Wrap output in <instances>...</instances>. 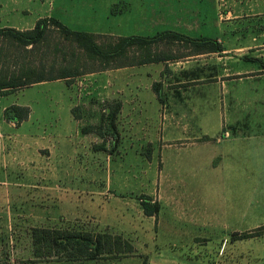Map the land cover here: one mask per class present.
I'll list each match as a JSON object with an SVG mask.
<instances>
[{
  "label": "rangeland",
  "instance_id": "rangeland-1",
  "mask_svg": "<svg viewBox=\"0 0 264 264\" xmlns=\"http://www.w3.org/2000/svg\"><path fill=\"white\" fill-rule=\"evenodd\" d=\"M52 1L59 4V0ZM163 1L167 0H156L157 3ZM179 1L184 2L183 7L191 10L201 8L202 12L199 14L197 11L196 15H199V21L207 25L205 32L216 34L214 38L222 40L225 47L233 45L234 40L242 44L245 36L251 37L258 32L259 17L243 15L248 12L244 11L248 8L244 4L246 0H204V5L199 0H171V4ZM229 1L237 3L239 10L236 12L242 15L236 21L222 19L227 17L225 5L230 4ZM75 2L76 5L80 4L79 0ZM132 2L137 4L138 0ZM95 3H101L98 8L105 9L103 0H95ZM30 7L34 9L35 5L31 4ZM92 7L95 8L94 5ZM76 9H81L82 14L86 13L83 6ZM49 27L51 30L47 40L32 50L13 43L9 38L0 37V74H19L29 67L39 70L43 63L49 68L52 62L58 66L66 60L80 62L91 68L109 67L106 70L113 71L85 74L69 83L65 80L34 83L9 94H0V262L29 264L36 261H32V229L51 227L110 233L131 240L136 252L125 257L121 264H135L138 260L145 261V264H243L229 257H218L217 254L225 256L233 253L234 250L228 249L231 244L238 240L242 242L245 238V243L256 248L252 250L255 256L251 264H261L257 255L264 253V227L253 230L252 235L241 236L206 233L202 228L196 232L187 230L185 219L181 221L175 214L172 194L174 192L176 196L184 198L188 209L193 210V217L189 215L187 221L194 225L195 218L203 210L219 215L234 211L239 213L240 207L242 210H245V206L248 209L249 197L243 201L245 194L242 180L246 179L251 186L252 225H264L262 139L251 137L241 141L248 145L247 154H250L251 161L248 169L226 166L210 168L202 164L192 168L191 162L189 165L182 158L165 168L163 154L153 151L147 136L171 126L174 130V127L180 130L184 128L185 122L180 123L174 117L172 122L167 118L163 120L160 116L162 109L150 110L145 115L135 113L132 119L124 116L125 120H119L118 116L120 134L124 133L128 142L122 148L118 145L113 153L111 148L114 140L109 135L105 136L100 129L105 109L118 101L110 90L118 77L117 72L114 73L117 68L111 66L134 59L141 60L149 54L165 52L186 55L194 53L196 48L185 42L164 40L130 47L123 57L115 60H92L80 48L74 36L66 35L64 29L53 21L49 22ZM166 30L191 36L201 34L197 29L188 30L170 23H156L150 30L133 31L154 36ZM119 38L112 35L96 36L98 43L105 49ZM220 61L225 63L230 59ZM145 69L147 67L141 68ZM210 75L206 74L207 77ZM132 79L139 78L133 76ZM196 84L199 81L188 82L184 86H191L187 91L194 92ZM199 87L197 89L200 92L208 93L210 100L212 89ZM162 92L165 93L162 103L169 104L171 95L164 92L163 87ZM169 93L172 94L171 91ZM227 93L225 91L219 97L218 113L217 110H210L205 122L188 121V129L199 134L223 132V106L228 98ZM13 105L27 110L28 116L19 122L10 121L5 116V110ZM242 123L239 131L253 134L264 132V124H260V121ZM84 128H87V133L83 132ZM58 134L63 135L60 141ZM104 141L108 142L106 148L102 147ZM189 151L197 156L192 149ZM198 151H202V148ZM234 155L236 159L242 157L237 152ZM232 157L226 158L225 165ZM179 166H182L181 169L174 170ZM212 178L215 183L218 178L220 183L212 184ZM172 185L175 187L173 192ZM146 197L161 204L163 209L158 216L150 217L144 213L142 200ZM212 199L217 200V203H212ZM195 237L204 244L194 242L192 238ZM261 258L264 263V256ZM63 259L65 263L68 262L66 258Z\"/></svg>",
  "mask_w": 264,
  "mask_h": 264
},
{
  "label": "crops",
  "instance_id": "crops-1",
  "mask_svg": "<svg viewBox=\"0 0 264 264\" xmlns=\"http://www.w3.org/2000/svg\"><path fill=\"white\" fill-rule=\"evenodd\" d=\"M79 1L80 4L76 5L75 0H59L57 5L52 0H0V28L13 27L20 30H30L35 27L39 19L54 18L74 31L126 37L131 35L144 36L139 32H134V29L146 31L154 27L156 23H170L175 27H183L188 30L197 29L201 32L197 36L179 32L187 36L217 39L223 46L221 53L211 52L203 54L194 52L170 61L119 67L114 70V73L117 72L118 77H116V83L110 90L122 103V108L118 115L119 120H125L124 116L132 119L135 113L145 115L150 110L158 111L162 109V114L160 112L157 113L162 116L163 120L167 118V120L172 122L174 117L180 123L185 122L184 128L180 130L174 127L178 131L171 126L147 136L148 143L152 144L153 151L163 154L165 168H169L168 165L171 162H179L181 158L182 161H188L189 165L192 164V168L196 164L198 166L202 164L204 167L210 166V168L226 166L229 168L248 169L251 167L250 154H247L248 145L243 142L251 137H257L256 140L262 139L264 141V132L253 134L239 131L238 129L243 125L242 122L260 121L262 122L260 124H264V0H246L244 2L248 7L244 9V11H248L243 14L244 17H259L258 32L251 37L245 36L242 44H237L236 40H234V44L229 47H225L223 41L219 38H214L217 37L216 34L205 32L207 25L204 21H199V15H196L197 11L200 14L202 9L191 10L188 7H183L184 2L179 1L171 4V0L160 3H157L156 0H138L137 4H135L132 2L133 0H103L105 9L101 10L98 7L102 4L95 3V0ZM199 2L204 5V0H199ZM229 3L225 5L227 17H222V19L228 21L240 19L242 15L236 12L239 10L237 3L234 1H229ZM31 4L35 5L34 9L30 7ZM78 6L85 7L86 13L82 14L81 9H76ZM115 6L117 8L113 11ZM174 6L175 8H173ZM219 15L221 16L220 13ZM141 22L143 24H140ZM224 58L230 59V61L221 63L220 60ZM145 67L147 69L141 70V68ZM108 71L112 72L113 70H106L105 74ZM207 73L211 75L207 77ZM94 74L90 73L89 75ZM140 75L144 76L141 77ZM133 76H137L139 79H132ZM198 81L199 84H196L197 86L202 88L206 86V88L212 89L213 93L210 95L212 96L210 100L207 96L208 93H205V91L200 92L197 86L195 87V94L193 91H187L191 86H184L188 82ZM157 82H162L164 92H168L169 96L171 95L169 104L159 101L157 92L154 89V85ZM225 91H228V98L224 104L225 107L223 106V132L199 134L195 131H190L186 124L188 121L205 122L210 110H217L218 113L219 97L221 94L223 96ZM61 137L63 135L58 134V139ZM126 137L124 133L121 134V140L118 144L120 148L126 144L125 142H128ZM236 146L237 149H234ZM200 148H202V151H198ZM191 149L197 156L189 151ZM171 152L174 153L171 154ZM235 152L242 155V157L236 159ZM174 154L176 155L174 156ZM201 154L203 157H200ZM230 157H232L230 162L225 165L226 158ZM181 167H175L174 170L181 169ZM242 181L245 194L243 201L246 197H249L247 202L248 209L246 206L244 207L245 210L240 207L239 213L234 211L233 213H220L219 215L203 210L195 218L193 225L187 221L189 215L193 217V210L191 208L190 210L188 209L184 203V198L174 194L175 187L172 185L173 194L172 192L171 194L175 214L181 218V221L185 219L184 224L187 230L193 232L203 229L206 233L213 234L231 233L240 236L242 234H251L253 230L262 228L264 225H252L250 181H246V179ZM211 183L219 184L220 180L217 178L215 183L212 178ZM177 201L178 203H176ZM211 202L217 203V200L212 199ZM161 209L163 208L161 207ZM192 239L196 243H202L197 240L198 237ZM245 240L247 238L242 242H238L239 240L234 242L230 248L227 245L226 248L234 250L233 253L225 256L217 254V256L221 258L229 257V259L236 260L237 263L251 264L252 258L255 256L252 250L254 251L256 248L252 244L245 243ZM218 249H221V247ZM257 256H259L261 264H264L261 258L264 253H259ZM125 259V257L116 260L102 258L78 264H121ZM33 260L35 259L32 258ZM112 260H115V262L111 263L110 261ZM144 262L138 260L135 264H144ZM29 264L69 263L51 259L36 260Z\"/></svg>",
  "mask_w": 264,
  "mask_h": 264
},
{
  "label": "trees",
  "instance_id": "trees-1",
  "mask_svg": "<svg viewBox=\"0 0 264 264\" xmlns=\"http://www.w3.org/2000/svg\"><path fill=\"white\" fill-rule=\"evenodd\" d=\"M53 21L57 26L64 29L68 36H74L79 43L80 48L86 51L89 58L115 60L123 57L130 47L138 44H152L158 41H179L185 42L196 48L197 53H221L223 51L222 44L217 39L212 38H193L177 31L166 30L157 33L154 36L132 35L120 37L116 43L108 49L103 48L96 40V34L74 31L63 25L60 21L54 18H41L37 21L34 28L30 30H20L13 27L0 28V37L9 38L13 43H16L24 48L30 47V50L47 40L50 32L49 22ZM187 55H174L170 53L149 54L148 57L111 66L110 68H119L124 66L142 65L154 62H165L174 59H179ZM47 68L43 63L42 68L22 70L19 74H0V94H9L21 87L29 86L34 83L45 81L65 80L69 83L75 78L85 74L103 71L107 68H91L82 65L80 62L67 60L61 65L56 66V62L50 63ZM26 69V68H25ZM158 98L161 102L165 101V93L162 92V82H157L154 85ZM122 103L120 100L111 103L105 110L102 116V124L100 129L103 134L109 135L114 140V146L111 148L113 153L121 140V134L118 128V115L121 111ZM18 105H13L5 110V116L13 122H19L28 116L27 110H22ZM87 128L83 129L87 133ZM105 142L102 144L106 148ZM142 207L147 216H158L161 210V204L158 201L153 202L151 197H146L142 200ZM33 257L35 260H51L58 259L63 261L66 258L69 264H78L84 261L98 259H118L130 256L136 249L134 244L129 239H125L121 235H113L110 233L81 231L73 229H61L51 227H34L31 232ZM238 235V234H237ZM247 235H252L247 234ZM240 236V235H239ZM0 264H5L0 262ZM145 264V263H144Z\"/></svg>",
  "mask_w": 264,
  "mask_h": 264
}]
</instances>
